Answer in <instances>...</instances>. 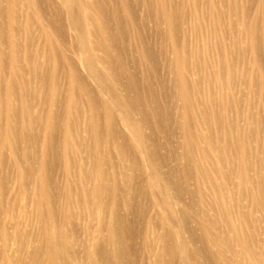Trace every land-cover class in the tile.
Returning <instances> with one entry per match:
<instances>
[{"label":"bare ground","instance_id":"6f19581e","mask_svg":"<svg viewBox=\"0 0 264 264\" xmlns=\"http://www.w3.org/2000/svg\"><path fill=\"white\" fill-rule=\"evenodd\" d=\"M8 2L12 22L10 28L14 32L17 0ZM119 3L118 9L128 10L130 0H119ZM197 3L198 0L137 2V5L144 9L146 20H154L157 28H164L160 31L161 51L168 53L165 59L166 68L173 74L174 98L179 103L181 119L177 130L183 138V151L179 157L184 162L171 171L164 172L165 158L161 154L164 145L158 142L155 136L158 130L164 135L168 134L164 120L169 113L164 105L165 97L154 89L157 82L154 74L156 66L151 59V56L154 58L153 44L145 40L133 18L122 17L120 11L114 10L112 18L107 19V12L101 0H63L57 15H68L66 24L75 31L77 39L72 48L76 52H85L82 62L87 76L81 75L77 67L71 66V87L65 93L62 125L57 122L59 113L56 95L60 90L59 83L49 79L46 66L38 63L41 48H36L29 37L26 44L28 57L32 60L29 67L36 71L38 83L51 91L47 98L50 109L43 118L38 117V120L45 122L50 137L40 161L41 170L45 169L47 164L50 140L56 130H61L63 143L56 153L64 164L65 206H70L78 197L84 203V213L90 218L89 226L83 231L84 251L79 255L74 248L78 243L76 240L72 241L71 235L66 231L67 219L55 221L51 206L53 195L47 186V176L42 172L38 175V205L42 213L47 211L41 245L44 255L41 257L47 264H77L76 262L83 261L85 264H264V243L261 244L258 240L260 224L264 223V170L261 168L262 161L256 149L251 145L252 141L259 138V129L255 127L252 131V141L247 140L238 120H232L228 116L229 112H239V104L233 103L230 97L221 95L219 98L211 97L210 100H205L201 92L204 85L217 88L219 93L226 89L233 90L237 83L235 63L229 56L234 50H238L239 54L251 51L257 56L261 46L256 25L257 15L254 16L256 19H249V10L235 13L233 5L229 12H234L236 19L227 26V34H233L232 29L240 25V40L244 37L250 38V45L246 48L241 45L223 47L218 55L221 62V70L218 73H204L197 79H190L199 69L210 67V62L202 59V56L201 61L192 67L191 62H197L199 59L197 51L189 55L187 39L181 41L180 38V33L184 31V26L190 19L187 6ZM28 7L38 10L40 3L37 2L34 7L30 1ZM209 7L214 12L217 28L226 27L225 16L220 10L212 4ZM38 18L43 20L40 14ZM50 26L53 34L60 33L65 36V28L55 22H50ZM31 29V23L25 26V31L31 32ZM42 33L46 38L49 54L61 62L70 64L65 48L56 49L52 44V34H48L45 28ZM88 36H92L89 42ZM127 36H131L134 42L135 48L130 59L136 64L135 72L129 70V60L124 55L126 45L122 48L120 46L123 37ZM19 49L16 45L12 48L13 63L19 59ZM97 52H102V55L99 56ZM238 59L239 64L246 65L244 57L239 55ZM97 64H101L103 68ZM252 65L259 70L260 77L248 74L246 83L249 95H253L256 85L264 92V70L261 69L258 57H255ZM139 74L142 75L141 80ZM88 78H92L101 90L108 94L111 102L122 111L121 120L126 122L135 141L127 139L119 130L117 114L112 105L107 101L98 103L96 95L89 90L84 93L87 108H97V111L90 116L87 123H82L84 110L76 107L74 100L78 98V89L85 91ZM141 88H144V91H141ZM11 98L12 94L8 96L9 119L15 116L12 115L14 109L12 104L10 105ZM196 103L201 105L199 111ZM214 105H218V111H209V107ZM24 109L23 120L32 126L36 119L29 104ZM249 115L248 113L244 119H249ZM101 118H104V122ZM79 129L93 135L94 147L84 146L78 140ZM146 129L154 133L149 136ZM21 137L27 143L32 140L28 135ZM2 143L1 145H12L8 138ZM31 152L32 150L26 147L22 155L30 156L33 154ZM114 153L121 157V160L119 158L116 161ZM83 154L87 158L80 166L77 164V156ZM131 156L134 158L131 159ZM141 156H144L145 161ZM202 161L208 165L204 166ZM75 164L82 170L78 176L81 187L77 194L69 183ZM29 169L30 167L26 169V174L30 173ZM132 169L138 170V173H131ZM235 178H238L237 185H234ZM190 181L193 182L194 188L187 187ZM138 182L142 183L141 187L136 186ZM140 192L144 199L154 200L153 208L158 209L155 219L148 216L150 209L136 200V194ZM245 202L248 203V210ZM193 204L200 206L192 216L198 220L194 230L198 234L192 231L191 238H186L187 224L191 219L186 210ZM141 207L144 227L141 233H138L134 222L121 214V209L130 213ZM210 212L216 214L212 216ZM259 213L261 215H258ZM262 230L264 233V229ZM135 236L142 240V261L133 259L134 252L128 246ZM193 241L200 242L201 248H194Z\"/></svg>","mask_w":264,"mask_h":264},{"label":"rangeland","instance_id":"374dc122","mask_svg":"<svg viewBox=\"0 0 264 264\" xmlns=\"http://www.w3.org/2000/svg\"><path fill=\"white\" fill-rule=\"evenodd\" d=\"M32 1L34 7L36 3H40L39 9L28 7V2ZM90 1V0H89ZM139 0H130L128 10L118 9L120 6L119 0H101L106 9V18H112V12L114 10L120 11L122 17L130 16L134 19L138 25L140 33L145 37V40L149 44H153L154 58L151 56L152 62L155 63L154 74L156 76L154 89L155 92L161 94L165 98L163 99L166 109H168V117L164 120V127L168 134L164 135L160 130L155 132L158 142L162 143L164 147L161 149V154L165 158L164 172L175 170L180 164L184 162L179 156L182 155L183 138L180 132L177 130V124L181 121L179 112V103L175 97V85L173 84V74L166 68V57L168 53L162 52V40L160 39V33L164 28H157L156 21L146 20L145 12L142 7L137 5ZM63 0H17V8L15 11V22L13 23L14 32L10 26L12 24L10 20L9 2L8 0H0V264H47L41 250L42 234L45 230V223L47 217V211L42 213L38 203L39 198L37 195L36 178L42 172L48 179V189L53 195L52 210L55 216L56 222L64 221L67 219L66 231L71 235L72 241L76 240L78 243L74 245L75 250L79 255H82L85 243L84 230L89 226L90 218L84 213V203L80 201L78 197L74 199L72 204L68 207L65 206V186L66 178L64 174V164L58 158L56 150L62 146L63 135L61 130H56L50 140V152L47 156V164L45 169L41 170L40 161L44 156L45 149L47 147L46 142L49 140V132L46 129L45 122L42 119L38 120L49 111V100L47 98L51 92L48 88L41 86L37 80L36 71L29 67L31 58L28 57L29 51L26 44L30 37L36 48H41L39 54L38 63L46 66L49 79L57 80L60 86V90L57 92L56 107L59 116L57 122L62 125L64 122V107H65V93L71 82L69 80V70L71 66L77 67L79 73L83 76H87L86 69L83 66L82 57L85 52L78 50L77 52L72 48L74 43H77L76 33L73 29L67 26L68 15L67 13L58 14L59 8L62 6ZM213 5L220 10L225 16V26L218 29L215 25V15L209 5ZM233 5L235 6V13H242V11L249 10V19L255 18L257 15V27L259 30V40L261 43L260 49L256 54L251 51H245V53L239 54L238 50H234L230 53V58L235 63L236 85L233 90H222L219 93L217 88H211L204 85L201 87L202 96L205 100L210 98H219V95L224 97H230L233 103L237 102L239 112H229L230 119L237 121L239 127L242 128L244 134H246L247 140L252 141V131L255 127L259 129V138L256 141H252L251 145L253 149H256L258 156L262 161V169L264 170V92L261 91L259 85L253 88V95H249V88L246 83L248 74H252L253 77H260V72L252 64L255 61V57H258V61L261 65V69L264 70V0H198L196 5L187 6V13L190 19L184 26V31L180 33L181 41L187 39L188 54L191 55L197 51L198 61L191 62V66L195 67L196 64L205 58L210 62L208 69L198 70V73L191 75L190 79H197L204 73H218L221 70V62L218 58L219 52L223 47H229L234 45H241L246 48L250 45V38L244 37L240 40L241 26H236L232 29L231 35L227 34V26L236 19V15L230 13ZM39 12V13H37ZM251 12V15H250ZM38 14L42 15V19L38 18ZM253 16V17H252ZM252 17V18H251ZM256 19V18H255ZM41 21H43L41 23ZM50 22H55L62 28H65L66 34H53L51 31ZM32 25L31 32L25 31V26ZM144 25V27H143ZM45 28L48 34H52V44L56 49H64L67 58L69 57L70 64L61 62L60 60L52 57L49 54L48 45L46 44V38L43 36L42 30ZM90 28L91 26L88 25ZM161 31V32H160ZM217 31L219 35H217ZM114 32H116L114 30ZM92 40V36H88L87 40ZM134 42L131 36L123 37L121 42V48L126 45L123 50L124 55L129 60V70L131 72L136 71V64L130 59L134 50ZM19 47V59L16 63H13L11 59V53L13 46ZM65 45V46H64ZM235 47V46H234ZM98 55H102V52H97ZM239 55L244 57L246 65L239 64ZM32 61V60H31ZM97 66L103 68L101 64ZM19 71H18V70ZM20 72V74L18 73ZM174 73V70H172ZM135 74V73H134ZM223 75V73L221 74ZM141 80L142 75L139 74ZM26 81V83H23ZM164 82V83H163ZM75 89V85H74ZM77 89V87H76ZM87 90L91 91L97 97V102H109L115 113L117 114V124L119 130L125 134L126 138L134 140L133 133L127 127L126 122L123 121L122 111L111 102L107 93L101 90L92 78L87 79V86L85 91L77 90L78 98L74 100L76 107L84 110V115L81 120L82 123H87V120L91 115L96 114L97 108H87L85 94ZM144 91V88H141ZM12 94L11 103L14 109V118H8L7 105L8 96ZM234 99H233V98ZM235 100V101H234ZM29 104L31 113L36 121H33V125L29 126L24 122L25 109L24 107ZM196 108L199 111L200 104L196 103ZM218 105L209 107V111H218ZM250 114L249 119H244L247 114ZM11 115V116H12ZM22 119V120H21ZM104 122V118H101ZM119 119V121H118ZM12 126H11V125ZM104 125V123H101ZM13 127V129H11ZM165 128H163L165 130ZM205 132L206 130H202ZM147 135H151L154 132L146 129ZM30 136L32 138L30 143L24 141L21 136ZM93 135L83 129L78 131V140L84 144V146H93L95 140ZM8 138L12 145H1L2 141ZM135 141V140H134ZM137 143V142H136ZM15 146H14V145ZM138 144V143H137ZM29 147L33 153L30 156L22 155L24 149ZM176 156V157H175ZM178 156V157H177ZM77 164H83L86 160V155L77 156ZM115 160H121V157L114 153ZM134 157L131 156V159ZM142 160L145 161L144 156ZM215 158V157H214ZM203 163V161H202ZM75 164L72 167V176L69 183L72 184L75 194L81 187V183L78 179L79 174L82 172ZM207 166V163H203ZM30 167L29 174H26V169ZM236 170V166H234ZM85 170V168L83 169ZM148 170V169H147ZM112 171V170H111ZM133 174H137L138 170H131ZM113 173V172H112ZM176 178H173L175 180ZM235 184L238 182V178H235ZM187 187L194 188L193 182L190 181ZM137 187H141L142 183L138 182ZM143 197V198H142ZM136 200L141 201L148 207L149 214L152 219L158 216V209L155 207L154 200L144 199V196L140 193L136 194ZM187 202V200H186ZM189 204V203H188ZM248 203L245 202L247 208ZM200 209L198 204L189 206L186 210V214L193 221L187 224L186 238H191L192 231L196 230L197 218H193L194 213ZM145 213V210H143ZM212 216L216 212H210ZM121 214L128 216L131 222H134V227L138 233L144 227V221L142 219V207L136 208L134 212L127 213L124 209H121ZM67 217H66V216ZM258 215H261L260 213ZM261 232L259 237V243H264V223L260 224ZM192 233V234H191ZM195 234H198L194 231ZM142 240L135 236L133 237L128 246L134 252L133 259L143 260V253L141 251ZM193 246L196 249L201 248V243L193 241ZM238 248V247H237ZM77 264H85L83 262H76Z\"/></svg>","mask_w":264,"mask_h":264}]
</instances>
